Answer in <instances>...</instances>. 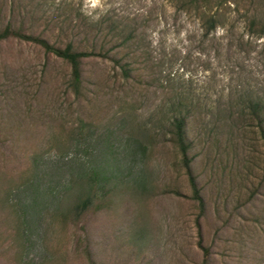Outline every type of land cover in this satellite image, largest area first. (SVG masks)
I'll use <instances>...</instances> for the list:
<instances>
[{"label":"rangeland","instance_id":"rangeland-1","mask_svg":"<svg viewBox=\"0 0 264 264\" xmlns=\"http://www.w3.org/2000/svg\"><path fill=\"white\" fill-rule=\"evenodd\" d=\"M208 15L219 20L204 37ZM7 22L55 46H102L134 64L126 79L111 59H83L76 97L60 58L20 38L0 41V125L19 155L7 163L15 172L0 158V218L9 226L11 214L26 212L37 185L49 192L25 217V254L12 257V240L0 243V257L9 264H264V139L248 107L264 104V0H0V29ZM178 110L187 114L203 211L170 141ZM92 171L103 189L80 220L62 225L44 199L69 177L81 188ZM9 233L0 230L2 241Z\"/></svg>","mask_w":264,"mask_h":264},{"label":"trees","instance_id":"trees-1","mask_svg":"<svg viewBox=\"0 0 264 264\" xmlns=\"http://www.w3.org/2000/svg\"><path fill=\"white\" fill-rule=\"evenodd\" d=\"M203 3L205 2L208 4L210 0H189V4H193L195 2ZM219 3L221 1H218ZM218 18L214 15H208L205 18V32L204 37H207L209 33L216 27V24L218 22ZM252 25H254V21L251 22ZM88 29H91L90 27ZM260 34L264 35V24L260 27ZM10 37H16L20 38L22 40L32 42L36 45H38L40 48L44 50L45 53H52L57 58H60L65 64L68 65L70 69L69 73V86L71 87L73 93L77 96L81 95L82 88H83V69H82V61L86 58L91 57H97V56H103L104 58H108L113 60V62L120 67V70L122 72V75L127 79L130 78V73L133 71L132 64L134 63H124L121 64V59L115 57V55H109L108 52L102 51V46L99 47V50H96L97 46L93 45L90 50H87L86 47L82 49V47H76L74 43L69 42L64 47H59L51 44L44 36L42 35H33L32 33H23L20 31V29H13L11 22H7L6 26L0 29V41L9 39ZM132 38V35L131 37ZM44 83V81H43ZM182 104V102L177 101L178 106ZM251 105V106H250ZM250 105L248 106L250 108V112L255 116L256 119H259V128H260V134L264 139V104H261V101L256 99L254 102H250ZM174 106V105H173ZM247 107V106H246ZM246 110V109H245ZM232 117V112L229 110V118ZM239 118H245L243 117V114H240ZM243 120V119H241ZM171 129H169V133H171V143L174 144V147L178 149V152L181 155V163L182 167L185 170V173L187 175L188 183L191 190V199L194 200L200 207L201 211L204 210V199L203 195L201 193V189L199 188L197 177L193 172L192 169V160L193 156L189 155V150L191 148L190 141L188 140V120H187V114L184 111L178 110V112L173 114L172 122L170 123ZM4 129L0 125V134L4 136H0V149L3 150L1 153V161L2 166L4 168L10 170L12 172H15L16 169L13 167H9L7 163H10V161L16 160L17 153L13 150V144L16 143L14 140L15 138L13 136L8 137L5 133H3ZM7 137V138H6ZM23 143H28L29 141H22ZM18 143V142H17ZM3 148V149H2ZM4 162V163H3ZM39 173H34V176H36ZM38 176V175H37ZM89 176V178H86ZM83 183L81 184V188H77V184L79 180H74L72 177H69L68 184L62 190L61 192L57 191L55 192L54 196L48 199H44L46 203H49L52 205V218H58L57 220L62 225H67L68 223H74V221L80 220L86 212H88L90 206L93 203L94 198L96 197V193L100 192L102 190V186L99 185L100 176L99 172L92 171V173H84L83 175ZM90 181V182H88ZM95 181L96 185L92 186L91 182ZM36 184V183H33ZM261 184H264V180L261 181ZM37 185V184H36ZM32 194L33 197L29 203L26 204V212L24 211L21 216L16 214H11L8 217V221L11 222V225H7V222H4V219H1L2 228L0 227V230H11L12 233L10 234L11 237H7V235L4 240L0 238V243L2 246L4 244H9L12 240L16 243L15 251L12 253V257L15 256L22 257L23 254H25V249L28 247V240L30 233H28L29 225L26 224V218L28 217V210H32L34 206H38V200L44 197H47V194L49 192L46 189H39L38 185L35 188H32ZM77 189V190H76ZM64 191V192H63ZM107 192V191H106ZM67 195V199L64 201H60V199H55L60 196ZM40 196V197H39ZM8 197V196H7ZM63 200V199H62ZM65 205H64V204ZM40 205V203H39ZM97 210H99L100 205L97 204L95 207ZM3 214L0 208V215ZM70 217H73V219H70ZM8 226L7 228L4 227ZM199 246L204 250V252L207 254V249L201 245V237L199 238ZM85 253L86 250H84ZM16 260V258H14ZM17 261V260H16ZM207 258L204 260L203 264L207 263ZM7 257H0V264H9ZM13 263V262H11Z\"/></svg>","mask_w":264,"mask_h":264}]
</instances>
